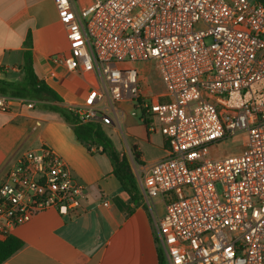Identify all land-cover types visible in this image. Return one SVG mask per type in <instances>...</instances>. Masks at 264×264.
I'll return each mask as SVG.
<instances>
[{
	"label": "built area",
	"instance_id": "built-area-1",
	"mask_svg": "<svg viewBox=\"0 0 264 264\" xmlns=\"http://www.w3.org/2000/svg\"><path fill=\"white\" fill-rule=\"evenodd\" d=\"M55 4L70 46L57 59L90 84L73 107L80 122L115 120L122 128L118 105L132 103L130 115L166 139L167 155L138 181L146 200L163 198L157 236L168 264H264V4ZM148 60L157 61L166 89L153 97L143 94L132 65ZM11 99L0 96V110L8 112ZM239 134L245 141L238 153L212 155ZM86 191L51 148L23 153L0 183V241L38 212L82 209Z\"/></svg>",
	"mask_w": 264,
	"mask_h": 264
},
{
	"label": "crops",
	"instance_id": "crops-1",
	"mask_svg": "<svg viewBox=\"0 0 264 264\" xmlns=\"http://www.w3.org/2000/svg\"><path fill=\"white\" fill-rule=\"evenodd\" d=\"M91 1L80 0L82 6ZM29 35L31 47L26 45ZM69 47L55 0H0V80L19 81L24 53L31 50L37 76L66 105L82 103L90 90L88 80L57 59L68 56ZM124 113L122 125L130 115ZM103 129L109 135L105 126ZM119 129L113 127V133L125 135L127 143V138H133V146L140 152L141 163L133 168L137 180L138 171L167 155L168 144L160 131L146 129L148 143L161 150L159 156L149 159L143 141L126 130L120 134ZM42 146L55 151L72 176L86 186V199L82 209L67 213L44 210L17 227L13 235L24 245L3 264H160L157 224L165 212L163 198L160 213L155 209L160 198L148 201L143 197L135 205L114 175L107 155L89 152L58 113L38 105L29 109L19 98H12L10 110H0V183L23 153ZM212 155L216 156L214 151ZM108 200L111 203L105 206Z\"/></svg>",
	"mask_w": 264,
	"mask_h": 264
},
{
	"label": "trees",
	"instance_id": "trees-1",
	"mask_svg": "<svg viewBox=\"0 0 264 264\" xmlns=\"http://www.w3.org/2000/svg\"><path fill=\"white\" fill-rule=\"evenodd\" d=\"M264 4V0H260ZM26 45L31 47L29 35ZM23 76L19 81L10 82L0 80V96L19 98L35 102L40 108L58 113L73 128L78 140L92 154L102 153L109 157L114 167V175L121 183L131 201L138 205L143 200L138 180L132 171L130 162L125 154H121L115 147L112 139L106 134L99 123L80 122L73 105H66L63 99L35 73L31 50L25 51L22 65ZM146 129L148 127L146 125ZM95 147V151H92ZM132 152L137 163L140 161V152L136 146H132ZM159 243V241H158ZM23 241L11 235L6 240L0 241V264H3L11 256L23 247ZM159 261L164 264V255L159 246Z\"/></svg>",
	"mask_w": 264,
	"mask_h": 264
},
{
	"label": "rangeland",
	"instance_id": "rangeland-1",
	"mask_svg": "<svg viewBox=\"0 0 264 264\" xmlns=\"http://www.w3.org/2000/svg\"><path fill=\"white\" fill-rule=\"evenodd\" d=\"M132 65L139 70L140 85L142 88V92L146 97H153L165 92L166 90L165 84L163 82L157 61L148 60V61L134 63ZM162 101L166 102L168 101V99ZM119 107L129 114L132 109V103H120ZM121 126H122V130L119 129L120 134L123 132L125 134V130H126L129 131L132 135H134L136 139H140L141 141H143L142 144H143L144 155L147 158L150 159L151 157H157L160 155L161 150L159 149V147L154 144L148 143L146 129L144 126H141L138 123L137 118L132 117L130 115H126L125 124ZM113 127L118 128L117 124H115L114 121H111L110 123L105 125L106 131L109 133V135L111 134L113 136L114 141L116 142L117 146L120 148L121 150L120 153L125 154L127 156L133 171V168L138 167L137 165L139 164V163L137 164L135 160V156L132 152V146L134 144L133 138L132 139L127 138L128 139V143H127L125 135L123 137L113 133ZM244 141H245V134H239L238 136L230 138L222 142L220 145L215 146L214 148H212V151L215 152V155L217 157L230 156L238 153V151L242 148V144ZM138 172L140 176L141 171ZM158 198H160L161 202L159 200V202L155 205V209L157 210V212L160 213L164 209V204L162 202V198L161 197ZM164 264H168V261L165 258H164Z\"/></svg>",
	"mask_w": 264,
	"mask_h": 264
}]
</instances>
